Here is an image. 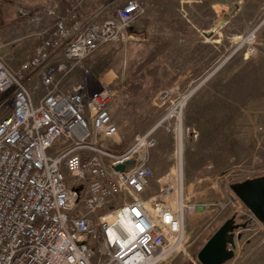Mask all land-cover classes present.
I'll list each match as a JSON object with an SVG mask.
<instances>
[{
    "label": "built area",
    "instance_id": "built-area-1",
    "mask_svg": "<svg viewBox=\"0 0 264 264\" xmlns=\"http://www.w3.org/2000/svg\"><path fill=\"white\" fill-rule=\"evenodd\" d=\"M143 11L130 0L100 23L83 22L77 5L49 10L29 57L11 67L0 56V264H159L182 248L194 206L143 195L156 131L183 138V107L202 83L162 88L161 119L120 150L114 89L70 81ZM262 29L264 10L239 45L253 47Z\"/></svg>",
    "mask_w": 264,
    "mask_h": 264
},
{
    "label": "rangeland",
    "instance_id": "rangeland-1",
    "mask_svg": "<svg viewBox=\"0 0 264 264\" xmlns=\"http://www.w3.org/2000/svg\"><path fill=\"white\" fill-rule=\"evenodd\" d=\"M128 1L0 0V56L11 67L29 57L52 23L49 10L77 5L84 22L102 23ZM136 1L144 11L119 40L86 59L90 75L77 72L71 82L87 83L88 90L112 87L114 110L125 98L127 110L116 113L129 143L121 132L120 150L161 119L166 109L156 98L162 88L185 92L202 83L183 107V138L161 127L150 153L153 177L143 196L160 195L175 207L183 198L194 206L186 212L182 248L159 264H201L199 250L233 216L247 226L236 231L235 255L224 264H264V222L231 189L264 175V29L253 47L239 45L264 10V0ZM131 31L138 35L130 37ZM190 59L195 77L178 79ZM161 71L166 74L159 76Z\"/></svg>",
    "mask_w": 264,
    "mask_h": 264
},
{
    "label": "water",
    "instance_id": "water-1",
    "mask_svg": "<svg viewBox=\"0 0 264 264\" xmlns=\"http://www.w3.org/2000/svg\"><path fill=\"white\" fill-rule=\"evenodd\" d=\"M127 161L116 167L124 171ZM231 189L253 213L257 220L264 222V175L250 178L231 185ZM247 223H234V219L226 220L206 241L199 250L197 258L201 264H224L235 255V237L239 228H244Z\"/></svg>",
    "mask_w": 264,
    "mask_h": 264
},
{
    "label": "crops",
    "instance_id": "crops-1",
    "mask_svg": "<svg viewBox=\"0 0 264 264\" xmlns=\"http://www.w3.org/2000/svg\"><path fill=\"white\" fill-rule=\"evenodd\" d=\"M83 21V20H82ZM84 22V21H83ZM131 34H130V37H132V36H134V35H138V32L137 31H131L130 32ZM127 34H128V32H127ZM127 34H126V37H127ZM163 47H167V44H164V46ZM132 47L131 48H128V55H129V59H130V56H131V54H132ZM191 54H192V51L190 50L189 51V56H191ZM186 60V59H185ZM193 62H192V59H190L189 60V62H188V64H190V67H189V69H188V71H185V75H184V77L183 76H178V79H180V78H184V79H188V78H190V79H193L194 77H195V75H194V72H193V68H192V66H191V64H192ZM158 73L159 72H157V74L156 73H154V74H156V76L158 75ZM154 74H151V75H154ZM166 74V72H163V71H161V73H159V76H161V75H165ZM110 75H111V79L112 80H114V79H116L117 78V74L114 72V73H110ZM75 76L76 75H74V77H72L71 79H70V81H73L74 80V78H75ZM123 76V75H122ZM176 76V75H175ZM175 76H174V78H175ZM123 99V98H122ZM120 101H121V98H120V100L118 101V103H120ZM127 101L125 100V98H124V100H122V103L120 104V106L119 107H116V109L114 110L113 109V104L114 103H112V106H111V109H112V114H113V117H114V120L117 122V124L119 125V127H120V123H121V119H120V116L116 113V110L117 109H119L121 112H123V111H126L127 110ZM115 112V113H114ZM120 130H121V132H122V135H123V137H124V140H125V142L126 143H129L127 140H126V137H125V135H124V131H123V129L120 127ZM128 136H130V134H127ZM235 241H237V237H235Z\"/></svg>",
    "mask_w": 264,
    "mask_h": 264
},
{
    "label": "flooded vegetation",
    "instance_id": "flooded-vegetation-1",
    "mask_svg": "<svg viewBox=\"0 0 264 264\" xmlns=\"http://www.w3.org/2000/svg\"><path fill=\"white\" fill-rule=\"evenodd\" d=\"M231 218H233V219H234V223H238V222L236 221V218H235V216H233V217H231ZM231 218H229V219H231ZM229 219H227V220H229Z\"/></svg>",
    "mask_w": 264,
    "mask_h": 264
},
{
    "label": "trees",
    "instance_id": "trees-1",
    "mask_svg": "<svg viewBox=\"0 0 264 264\" xmlns=\"http://www.w3.org/2000/svg\"><path fill=\"white\" fill-rule=\"evenodd\" d=\"M212 235H213V234H212ZM212 235H211V236H212ZM211 236H210V237H211ZM210 237H209V238H210ZM209 238H208V239H209Z\"/></svg>",
    "mask_w": 264,
    "mask_h": 264
},
{
    "label": "snow or ice",
    "instance_id": "snow-or-ice-1",
    "mask_svg": "<svg viewBox=\"0 0 264 264\" xmlns=\"http://www.w3.org/2000/svg\"><path fill=\"white\" fill-rule=\"evenodd\" d=\"M131 11V9H129Z\"/></svg>",
    "mask_w": 264,
    "mask_h": 264
},
{
    "label": "bare ground",
    "instance_id": "bare-ground-1",
    "mask_svg": "<svg viewBox=\"0 0 264 264\" xmlns=\"http://www.w3.org/2000/svg\"><path fill=\"white\" fill-rule=\"evenodd\" d=\"M181 139H182V137H181Z\"/></svg>",
    "mask_w": 264,
    "mask_h": 264
}]
</instances>
